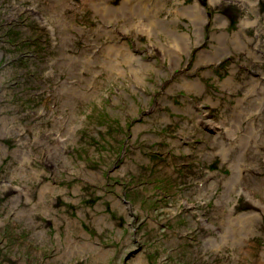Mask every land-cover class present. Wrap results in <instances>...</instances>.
Wrapping results in <instances>:
<instances>
[{
	"label": "rangeland",
	"instance_id": "rangeland-1",
	"mask_svg": "<svg viewBox=\"0 0 264 264\" xmlns=\"http://www.w3.org/2000/svg\"><path fill=\"white\" fill-rule=\"evenodd\" d=\"M0 264H264V0H0Z\"/></svg>",
	"mask_w": 264,
	"mask_h": 264
},
{
	"label": "bare ground",
	"instance_id": "bare-ground-1",
	"mask_svg": "<svg viewBox=\"0 0 264 264\" xmlns=\"http://www.w3.org/2000/svg\"><path fill=\"white\" fill-rule=\"evenodd\" d=\"M213 4V3H212ZM244 24H247V23H244ZM183 36L184 35H182V34H177V33H174L173 32V37H174V42H175V44L177 45V46H179V47H176V48H178L180 51H186V48L185 47H181V45L180 44H182L181 42H180V40L181 39H183ZM184 40V39H183ZM238 179H240V177H238L236 180L238 181Z\"/></svg>",
	"mask_w": 264,
	"mask_h": 264
}]
</instances>
